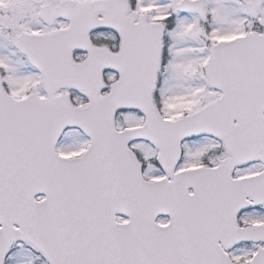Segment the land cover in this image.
<instances>
[{
    "label": "snow or ice",
    "instance_id": "obj_1",
    "mask_svg": "<svg viewBox=\"0 0 264 264\" xmlns=\"http://www.w3.org/2000/svg\"><path fill=\"white\" fill-rule=\"evenodd\" d=\"M0 264H264V0H0Z\"/></svg>",
    "mask_w": 264,
    "mask_h": 264
}]
</instances>
